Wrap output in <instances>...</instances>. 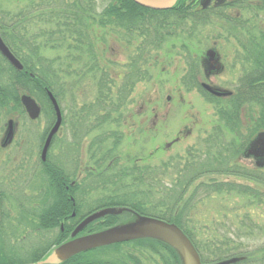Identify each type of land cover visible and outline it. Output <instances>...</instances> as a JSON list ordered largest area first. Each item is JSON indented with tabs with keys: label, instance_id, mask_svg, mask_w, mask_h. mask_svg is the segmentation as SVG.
I'll return each mask as SVG.
<instances>
[{
	"label": "trees",
	"instance_id": "obj_1",
	"mask_svg": "<svg viewBox=\"0 0 264 264\" xmlns=\"http://www.w3.org/2000/svg\"><path fill=\"white\" fill-rule=\"evenodd\" d=\"M5 1L0 0V33L24 68L17 69L0 53L3 60L0 62V115L17 109L25 113L21 95L27 90L35 98L40 92L48 100L47 105H43V115L51 122L55 116L48 89L59 101L68 91L66 78L71 77L69 91L74 101V91L83 85L84 79H89L97 89L95 99L82 106L88 122L78 123L77 139L73 137L77 126L73 122L71 137H62L65 152L76 153L77 150L78 156L80 146H84L83 137L98 132L86 146L90 156L88 161L82 162L78 156L76 171L80 168L83 175L78 178L76 171L69 172L64 164L52 159L37 167L27 182L19 184V180L13 178L11 185L18 187V194L27 191L26 184L35 175L44 180L43 207L36 225L54 231L64 223L67 230V219L73 220L71 226H74L101 208L129 209L179 225L206 264L231 257L238 259L230 264H264V245L256 247V244L247 243V239L264 234V229L248 214L235 224L224 206H219L220 212L217 210L213 216L202 213V206L208 200L234 192L249 197V204H264V165L250 167L245 160L239 161L256 132L263 130L264 133V7L231 4L208 8L187 6V0H178L172 8L160 10L134 0H103L102 8L98 0H18L17 9L11 11L4 7ZM38 24L39 31L29 34L30 27ZM209 25H218L228 34H243L238 39L248 51L243 56L245 67L240 74V83L235 84L231 95L218 97L201 86L199 58L188 50L189 67L182 77V84L188 90L199 89L209 101L218 104L221 124L206 130L185 154L172 156L160 164L121 163L117 150L119 134L108 125L122 120L116 115L127 103L135 82L144 77L148 56L165 41L184 33L192 38ZM100 27L114 31L121 29L126 33L128 43L139 42L129 51L122 69L119 61L108 56L102 47L105 37L97 30ZM47 46L64 47L65 59L42 55ZM113 137L117 139L111 141ZM75 143L78 144L75 146ZM71 178L76 179L75 185L67 189L69 181L65 180ZM239 178L244 181L240 182ZM2 195L0 190V197ZM73 210L75 217H71ZM118 217V214H106L99 219L110 225ZM64 239L66 237L59 240ZM37 244L28 259L15 258L0 261V264L42 260L50 246H41L42 240ZM129 244L133 247L119 252ZM160 246L169 253V257L160 253L163 262L181 264L180 253L172 245L153 237L93 248L60 264H146L141 255L150 257L148 252ZM112 249L117 250V254L110 256L107 253Z\"/></svg>",
	"mask_w": 264,
	"mask_h": 264
},
{
	"label": "rangeland",
	"instance_id": "obj_2",
	"mask_svg": "<svg viewBox=\"0 0 264 264\" xmlns=\"http://www.w3.org/2000/svg\"><path fill=\"white\" fill-rule=\"evenodd\" d=\"M102 1L98 0L99 7L104 4V1ZM18 5V0H6L4 7L14 11ZM38 29H40V24L30 27L29 34L39 31ZM97 30L100 35L105 37V44L101 46L105 49L106 54L108 53V56L119 61L120 66L127 62L131 48L136 47V44L139 43L137 40L133 44L128 43L126 41L127 35L121 29H115L114 31L112 28L100 27ZM209 46L217 47L222 54L224 62H226V68L220 74L206 79L217 86L230 89H233L235 84L238 85L240 83V74L245 67L243 65L244 59L241 58L244 56V52L241 53L243 47L238 44L234 37L228 35L224 28L218 25H209L200 29L199 33L192 36V38H188L187 34L184 33L181 37L165 41L162 47L154 49L148 56L143 72L144 77L135 82L129 92L127 103L122 105L121 113L116 115L122 120L119 123L115 122L108 125L109 128L116 130L119 134V140L116 139L119 141L117 150L120 154L119 161L121 163L160 164L163 160H167L172 156L185 154L188 147L196 144L206 130H210L215 124H221L217 115L218 104L209 101L199 89L188 90L182 84V77L188 69V50L201 59ZM66 53L64 47L47 46L42 50V55L48 58L62 56L65 59ZM0 62L3 63L1 55ZM71 82V77L66 78L68 91L65 95H61L62 106L68 116L63 137H71V122H73L77 125L75 128L76 132L75 130L73 131V137L77 139L75 137L78 132V123L84 124L86 121L88 122V117L87 115L84 116L82 106H84V103H89L95 99L97 89L89 79H84L83 85L77 87L78 91H74V96L76 97L74 101L73 95L69 91ZM25 92L28 93L27 90ZM36 99L45 106L48 103V100L40 92ZM74 102L77 104L76 106ZM11 117H15L18 123L16 140L13 146L2 148L8 120ZM85 118L86 120H84ZM49 123L45 115L31 122L20 109L10 110L0 115V190L3 193L2 197H0V229L2 236L0 237V261H11L15 258L28 259L40 240L44 242L41 246L45 247L48 244L50 246L49 251L42 260H50L55 264L65 261L53 257V255L56 248L73 236L72 233L76 226H71V230L66 231L65 236L60 238L66 237V239L60 241L58 239L60 227H55L54 231H50L40 225H36V219H39L40 211L43 207V204L41 205L42 193L45 191L42 188L43 178L39 179V176L35 175L29 181L30 183L26 184L28 186L27 191L20 194L17 191L18 187L11 185L14 183V177V180H19V184H21L27 182L26 180L31 177V174L37 171L36 161H38L41 141ZM96 133L98 132L95 131L83 137L84 146H80V148L78 146L80 161H88L87 159L90 156L87 153L86 146ZM110 140L115 141L114 137ZM76 144L78 143H75V146ZM63 146L62 137L59 136L50 151L51 158L64 164L63 166H66L69 172H75L78 160V156H76L77 150L76 153H67L65 152L66 147ZM11 157L14 159L19 158L17 160L18 163L20 160L25 161L23 163L25 166L18 169L20 172L16 170V166L9 163L11 162L9 160ZM245 163L251 167L254 165V159L245 160ZM76 172L78 173V178L84 173L80 168ZM238 180L240 182L244 181L241 178ZM89 197H92V195ZM35 198H39V201ZM249 200V197L235 192L231 195H218L217 198L208 200L202 206L204 210L202 213L213 216L217 210L220 212L219 206H224L233 217L235 224H238L242 217L248 214L255 223L264 229V204H249ZM114 209L119 210L116 207ZM106 214H118L119 217L110 225L103 224L104 219H99L101 217L96 218L79 231L78 234L86 235L109 227L135 222L141 216L129 209H122L119 213L109 212ZM259 236L255 239H247V243L249 242L251 246L256 244V247L263 246L264 234H259ZM33 244L36 245L33 246ZM131 247H133L131 244L123 246L119 252ZM155 250L148 252L150 257L141 255L143 257L142 261L146 264H166L163 262L160 253L166 254V257H169V253L165 252L161 246ZM116 251L112 249L106 253L113 256L117 254ZM25 262L30 261L17 262L15 264ZM181 264H184L182 256Z\"/></svg>",
	"mask_w": 264,
	"mask_h": 264
},
{
	"label": "water",
	"instance_id": "obj_3",
	"mask_svg": "<svg viewBox=\"0 0 264 264\" xmlns=\"http://www.w3.org/2000/svg\"><path fill=\"white\" fill-rule=\"evenodd\" d=\"M136 3L153 9H169L172 8L178 0H134ZM0 52L1 54L17 69H23L24 64L11 50L8 44L5 42L3 36L0 33ZM208 54L213 59L214 51L209 50ZM213 67H219V63ZM204 87L215 95H228L231 93L229 89H223L215 87L207 82L203 83ZM49 98L55 106L57 119L52 126L47 139L45 141L42 159L47 158V152L51 144L53 136L59 130L62 123V112L59 107L57 98L51 90H47ZM21 101L25 106L28 114L32 118H37L41 113V106L37 100L29 93H23L21 95ZM14 135L13 119L8 120V125L5 132L4 144L12 141ZM253 147V153L263 156L264 155V133H260L255 140ZM122 210H115L112 207H106L98 209L89 215H87L75 228L73 235H76L89 223L96 218L104 216L106 213H118ZM141 237H153L161 239L168 244L172 245L181 254L184 264H203L200 254L195 247L189 236L182 230V228L174 222H170L155 216L141 215L139 220L127 224L109 227L101 231L93 232L86 235L76 236L73 239L62 243L56 248L53 257H57L60 260H66L73 255H76L82 251L90 250L107 244H112L121 241L133 240ZM238 258L232 257L221 261L217 264H229L235 262ZM19 264H55L50 260L31 261Z\"/></svg>",
	"mask_w": 264,
	"mask_h": 264
},
{
	"label": "flooded vegetation",
	"instance_id": "obj_4",
	"mask_svg": "<svg viewBox=\"0 0 264 264\" xmlns=\"http://www.w3.org/2000/svg\"><path fill=\"white\" fill-rule=\"evenodd\" d=\"M237 5V6H249V7H256V6H262V7H264V0H187L186 1V5L187 6H194V5H197V6H199V7H208V8H210V7H218V6H221V5H225V6H227V5ZM228 35H230L231 37H234L235 38V40H237L238 41V44H240V42H239V39H238V37H243L244 35L242 34H228ZM240 46L242 47V45L240 44ZM243 49V50H242ZM241 49V53H243L244 52V55H245V53H248V51L247 50H244V48H242ZM209 50H212V51H214L215 52V54H213V59H212V61H211V57H210V55L208 54V52H209ZM242 59H243V57H241ZM199 62H200V64H201V69H202V75H200V77H199V82H200V84H201V86L205 89V90H207L205 87H204V85H203V83L204 82H207V83H209V84H211V85H213V86H215V87H219V88H222V87H220V86H217V85H215V84H213L212 82H210V80H208V79H206V78H209V77H211V76H216V75H218V74H220L221 72H223L224 70H225V68H226V62H224V60H223V58H222V54L220 53V51L217 49V47L215 48V47H213V46H209L206 50H205V52H204V54L202 55V57H201V59H199ZM219 63V67L217 68V67H213L214 65H217ZM189 67V66H188ZM187 71H188V69H187ZM223 89H230V88H223ZM231 90V93L230 94H228V95H215V94H213V93H211L209 90H207L210 94H212V95H215V96H218V97H226V96H229V95H231L232 93H233V89H230ZM58 100V99H57ZM50 102H51V107H52V109L54 110V119H53V121H51L50 122V124L48 125V129L46 130V132L44 133V138H42V141H41V148H40V151H39V156H38V161H36V166L37 167H41V165L43 166L44 165V163L45 162H47V161H52V158H51V154H50V151H51V149H52V145H53V143L55 142V140L59 137V136H61V137H63V133H64V126L66 125V121H67V118H68V116H67V114H66V112H65V110H64V108H63V106H62V103H61V101H59L58 100V103H59V107H60V109H61V112H62V123H61V126H60V128H59V130L57 131V133L53 136V138H52V141H51V144H50V146H49V149H48V152H47V159H45V160H43L42 159V151H43V147H44V144H45V141H46V139H47V136H48V134H49V132H50V130H51V128H52V126L54 125V123H55V121H56V119H57V113H56V109H55V106H54V104L52 103V101H51V99H50ZM38 103L40 104V106H41V113H40V115L37 117V118H32L29 114H28V112L26 111V109H25V114L27 115V117H28V119H29V121H31V122H33V121H36V120H38L39 118H41V116L43 115V104L42 103H40L39 101H38ZM25 108V107H24ZM9 119H13V125H14V135H13V139H12V141H10L9 143H7V144H4V140L2 141V148H9V147H11V146H13V144H14V142H15V140H16V130H17V125H18V123H17V120H16V118L15 117H11V118H9ZM72 123V122H71ZM261 131H263V130H259V131H257L256 132V134L254 135V137L250 140V142L247 144V146H246V148H245V150H243L242 151V155H240L239 157V161L240 160H248V159H254V164H256V165H264V155L263 156H260V155H257V154H255V153H253L254 151H252L253 150V147H254V145H255V140L257 139V137H258V135L260 134V133H263V132H261ZM62 140H63V138H62ZM64 147V146H63ZM18 148V147H17ZM24 153H26V152H24ZM25 155V154H24ZM19 159V158H18ZM18 159H14V158H12L11 157V159L9 158V160L11 161V162H9L10 164H13V166H16L17 168L16 169H18V168H21V167H24L25 166V164H23V165H21V163H25V161H22V160H20V162L18 163L17 162V160ZM38 163V164H37ZM27 164V163H26ZM36 167V168H37ZM66 182L67 181H69L68 182V184H66V188L68 189V188H70V186H74L75 185V182H76V179H72L71 178V180H65ZM70 198L71 199H73L74 200V197L70 194ZM76 216V211L75 210H73L72 212H71V217H75ZM82 220V219H81ZM80 220V221H81ZM73 220H71V219H67V222H68V225H69V227L67 228V230H66V228H65V226H64V223H62L61 224V226H60V231H58V234H59V236H58V239H60L62 236H65V234H66V231H68L69 230V228H70V226L72 225V224H74V221L72 222ZM79 221V222H80ZM78 222V223H79ZM77 223V224H78ZM77 224L76 225H74V226H77ZM73 234V233H72ZM71 234V235H72ZM79 235V234H78ZM75 236H77V235H73L71 238H68L67 239V241L68 240H70V239H72L73 237H75ZM66 242V241H65Z\"/></svg>",
	"mask_w": 264,
	"mask_h": 264
}]
</instances>
